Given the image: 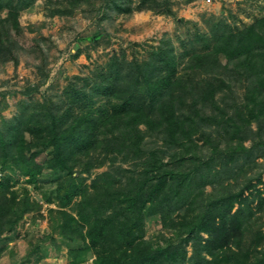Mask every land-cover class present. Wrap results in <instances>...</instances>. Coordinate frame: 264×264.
<instances>
[{
  "label": "trees",
  "instance_id": "1",
  "mask_svg": "<svg viewBox=\"0 0 264 264\" xmlns=\"http://www.w3.org/2000/svg\"><path fill=\"white\" fill-rule=\"evenodd\" d=\"M34 1L0 0L1 63H17L19 13ZM109 1L117 12L171 13L167 0ZM84 3L95 0H54L51 14ZM179 44L161 39L140 60L112 53L63 99H20L0 123V168L20 167L28 183L65 171L46 199L61 208L62 236L83 241L94 264H264V181L261 171L246 177L264 157V13L241 27L217 19ZM102 166L87 185L73 176ZM9 182L0 177V236L32 208ZM156 214L162 242L144 237Z\"/></svg>",
  "mask_w": 264,
  "mask_h": 264
},
{
  "label": "rangeland",
  "instance_id": "2",
  "mask_svg": "<svg viewBox=\"0 0 264 264\" xmlns=\"http://www.w3.org/2000/svg\"><path fill=\"white\" fill-rule=\"evenodd\" d=\"M52 2L35 0L19 13L23 32L18 36L21 47L16 52L17 63L13 64L11 59L0 62V123L18 113L20 99L59 96L63 99L62 90L68 82L78 76L79 84H83L81 78L94 76L112 53L120 55L123 51L125 58L135 56L140 60L161 39H170L180 52L179 41L191 40L196 28L205 32L217 19L241 27L264 13V0H167L169 14L135 8L130 13L117 12L107 6L109 0H95V4L84 3L68 15L51 14ZM131 2L133 6L139 4V0ZM43 57L45 79H41L43 75L37 69ZM35 84L36 90L24 93ZM207 151L205 148L204 153ZM257 164L252 171L247 169L246 177L261 171L264 181L263 156L257 159ZM106 169V166L94 168L88 174L75 171L73 176L82 178V185H87ZM64 174L65 171L54 173L45 168L36 183H28L20 167L0 168V177L9 178L10 187L18 193L17 199L26 194L32 207L11 230L1 234L0 264H94V256L83 241L62 236V216L55 211L61 208L55 199L51 202L46 199L55 188L53 178ZM257 186L261 188L262 184ZM210 189L207 185L206 190ZM65 210L74 214L70 206ZM144 229V237L154 242H162L166 235L157 214L145 217ZM82 247L84 251L73 260L70 250Z\"/></svg>",
  "mask_w": 264,
  "mask_h": 264
}]
</instances>
